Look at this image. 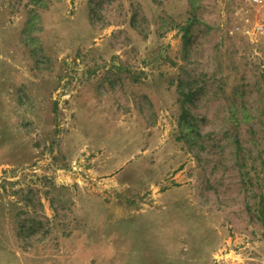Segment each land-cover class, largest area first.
I'll list each match as a JSON object with an SVG mask.
<instances>
[{
    "label": "rangeland",
    "instance_id": "rangeland-1",
    "mask_svg": "<svg viewBox=\"0 0 264 264\" xmlns=\"http://www.w3.org/2000/svg\"><path fill=\"white\" fill-rule=\"evenodd\" d=\"M259 22L0 0V264H264Z\"/></svg>",
    "mask_w": 264,
    "mask_h": 264
},
{
    "label": "built area",
    "instance_id": "built-area-1",
    "mask_svg": "<svg viewBox=\"0 0 264 264\" xmlns=\"http://www.w3.org/2000/svg\"><path fill=\"white\" fill-rule=\"evenodd\" d=\"M246 4L257 10L261 16V22L256 26V30L264 37V0H243Z\"/></svg>",
    "mask_w": 264,
    "mask_h": 264
}]
</instances>
